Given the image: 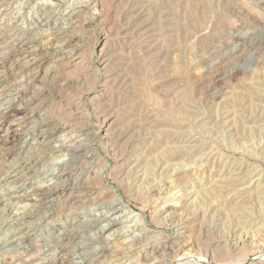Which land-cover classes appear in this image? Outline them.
Segmentation results:
<instances>
[{
    "label": "rangeland",
    "instance_id": "1",
    "mask_svg": "<svg viewBox=\"0 0 264 264\" xmlns=\"http://www.w3.org/2000/svg\"><path fill=\"white\" fill-rule=\"evenodd\" d=\"M53 1L57 4L52 11L54 19L58 18L59 22L75 20L76 24L66 33L76 36L80 52L78 60L88 63L86 70L79 71L74 58L71 60L62 55L51 58L52 61L49 59L45 65L50 64L56 78L54 80L64 81L66 87L72 85L71 95H78L86 102L90 97L88 87L90 90L101 88L102 73L105 72L102 53L111 56L112 63L107 71L112 72V77L117 74L108 83L110 94L114 96L110 95V105H101L99 110L82 106L80 113L71 121L74 128L82 133V139H92L88 147H96L108 164L113 163L106 146L109 135H103L107 126L98 130L103 124V117L99 114L103 109L104 114L113 115L112 122H107V125L111 123V135L127 133L148 139L140 141L132 161L141 158L143 163L145 157L158 159L164 156L163 152L172 148L173 153L176 152L172 153V157L178 156L175 158L177 160H172V166L192 167L184 182L174 176V167L172 176L167 172L150 170L145 179H138V183V180L126 178L125 174L115 176L111 169H108L110 171L105 179L89 180L94 184L92 187L101 191L102 187H113L114 194L127 204V210L121 214L122 221L111 230L116 235L110 236L107 259L99 264H152L154 255L151 250H146L149 246L147 241L141 239L139 244L134 241L141 237L143 228L147 229L148 236L155 235L151 242L164 250V254L158 252L153 257H157L156 263L163 260L165 263L166 258L171 260L183 255L189 256L190 263L207 256L208 264H264V217L261 222L253 224L243 218L245 212L258 215L264 211V0H135V7L130 9L128 0H98L99 14L80 0H75L73 5L66 4L65 0ZM9 2L0 0V6L7 8L13 3L17 9L22 4H33L31 0ZM11 9L5 11L8 15L2 24L11 21L14 8ZM2 24L0 29L4 30ZM48 31L44 28L37 33L48 39L51 37ZM24 34L28 37V33ZM147 37L156 43L155 51L150 53ZM0 47V56L11 50V45H4L5 50L3 46ZM15 55L14 52L12 58L15 57L16 61L20 55ZM1 76L6 77L4 72ZM40 79L36 81L37 86H43L46 82V78ZM68 92L64 90L61 94L66 97ZM54 104L49 99L45 106L48 113L52 112L49 116L57 118L59 107ZM161 140H164L163 143ZM182 153L189 154V157ZM63 154L53 153L50 160L63 157ZM103 164V161L97 162L96 167ZM27 172L33 173L35 170ZM232 176L247 180L245 185L252 184L250 194L236 191L242 188L240 182L234 190L227 181ZM218 185L222 189H217ZM191 186L199 196L190 198L186 187ZM4 188L0 186V190ZM201 194L206 196L204 200ZM54 204H51L53 219L44 223L30 238L31 256H54L55 250L47 249L52 243L51 239L60 232L57 229L49 230L54 224L60 225L58 228L68 229L62 241L68 243L70 248L75 243H84L87 238L84 231L73 235L78 229L69 217L61 215L59 204ZM91 204L92 201H88L86 209L92 207ZM2 205L0 209L7 206ZM169 205L175 209L176 215L180 212L181 217H177L182 225L178 229L163 225V219L159 217L158 211ZM104 207H113L112 201H108ZM243 208L245 211L241 213ZM141 224L142 229L138 226ZM233 234L242 237L239 245L226 242ZM1 251L0 246V254H3L0 257L5 258L6 262L18 255ZM78 251L75 253L81 256L85 254L83 249ZM19 255L21 257L22 252Z\"/></svg>",
    "mask_w": 264,
    "mask_h": 264
},
{
    "label": "bare ground",
    "instance_id": "2",
    "mask_svg": "<svg viewBox=\"0 0 264 264\" xmlns=\"http://www.w3.org/2000/svg\"><path fill=\"white\" fill-rule=\"evenodd\" d=\"M31 1L33 4L27 6L22 4L17 7V9H15V4L13 6V3L7 8L0 6V17H2L0 19V25L5 19V16L8 15L5 11L14 8V14L12 15L11 21L2 24L3 27H1L3 29L8 28L9 30L6 29L7 31H4L5 29H0V46H3V49L5 50L4 45H11V50L8 53L5 51L6 53H3V55L1 54L0 56V85H3L0 91V148H2L0 150V155L2 156L0 159V186L5 187L3 190H0V205H2V203L7 205L3 209H0V246L2 250L1 252H13L14 255L18 253V255L13 256V259L10 262H6L5 258L0 257V264H99L103 262L108 255L107 252L110 251V236L116 235L114 230H111L122 221L123 217H121V214L127 210V204L125 205L120 196L117 197L114 194L115 190H112L113 187L109 188L108 186H105L103 188L101 185V191L100 188L92 187L94 184L89 180L105 179L107 172L110 171L108 169H111V173L115 176L117 175L120 177L125 174L126 178H132L133 181L140 178L145 179L149 175L150 170H156V172L159 173L167 172V175L172 176V168L174 167V176H177L184 182L187 179L184 177L188 175L190 171L192 172V167L183 165L181 167L172 166V160L178 157L177 155L172 157V148L163 152L164 156H161L158 159L145 157V162L142 163L139 155H136L140 159L137 158L132 161V157H134V154L136 153L135 150L137 149L138 144L140 141L142 142L146 140V138L141 139L142 137H135V134L130 136L127 135V133L111 135V123L107 125V122L112 120L113 115L104 114L105 112L101 111L103 109L99 111V114L103 117V124L99 126L98 130L101 131L104 125L107 126V128H104L105 132L103 135H109L106 146L111 152L113 163L108 164L107 160L101 156L96 147H93L92 149L89 148L90 146L88 147V144L92 139H82V133H79V130L74 128L71 121L78 113H80L79 111L82 109V106H91L93 108L95 107L96 110H99L101 105L109 102L111 98L110 95L112 94H110L111 92L108 89V83L111 79L114 77L116 78L117 76V74L114 73L116 76L112 77V72L110 73L107 71V67L112 63L111 56L108 57L102 53L105 72L102 73V79L100 78L102 82L100 81L101 88L99 90H90L86 85V87H88V92H90V97L86 102H83L82 98L78 95H71L72 85L68 84L66 87L64 81L59 82L54 80V71L50 67V64H45L49 59L51 60V58L62 55V57L71 60L74 58L79 71L80 69L86 70L88 63L86 64L85 60H78L80 52L77 47L76 36L68 35L66 33L67 29L72 28L76 22L75 20L59 22L58 18L54 19L52 11L57 4L53 0ZM80 1H83V3L87 4L89 7H93L96 10L95 13L99 14L97 11L100 7L98 0ZM134 1L135 0L127 1L129 9L135 7H133ZM65 3L73 5L75 0H65ZM136 27L137 26H135V28ZM44 28H47V31L49 30V35H51V37H47L48 39L44 38V36L40 37V33H37V31L40 29L43 30ZM146 28L148 27H145V29ZM24 33H28V35L26 34L28 37H26ZM150 33L151 32H149V34ZM146 42L148 44V52L150 53L154 50L153 48L156 46V43H152L153 40H148V37ZM104 46L102 45V52L104 51ZM14 52L16 53L15 56L20 55L17 56L16 61L14 59L15 57L12 58ZM115 63L113 64L115 65ZM3 72L6 75V77L4 76L5 78L1 76ZM31 73L34 74L30 75ZM40 78H46L44 80L46 81L45 84H42L43 86H37L36 84V81L39 82L38 79ZM47 78L49 80H47ZM9 80L11 82H9ZM14 80L16 81L14 82ZM118 82L122 81L119 80ZM64 90L67 92L70 91L67 93L66 97L61 94ZM49 99L52 101V104L55 103L54 105L59 107L57 110V118L49 116V113L52 112L50 111L48 113V110L46 109L45 103ZM106 106L107 105H105V107ZM53 110L55 109L53 108ZM153 136H155V133ZM3 138L5 139L3 140ZM26 146L27 149H25ZM57 152H63L64 156L53 158L54 160L51 158L52 160H50V155ZM141 152L143 153V151ZM186 156L189 157V154ZM181 157L182 156L179 158ZM100 161H103L104 164L97 168L96 163ZM132 162L134 163L129 165V163ZM126 168L128 169L127 171L124 170ZM33 169L35 172H27ZM21 170L23 172H21ZM34 173H36V175H34ZM248 176L251 175L248 174ZM228 179V184L232 186L234 190H236V186L239 182L242 184V188L236 190L241 192L239 194H247L249 192V187L252 185L250 183V185H245L248 181L244 179L242 180L239 176H232ZM249 180L251 179L249 178ZM138 182L139 180L137 183ZM252 182H254V180H252ZM217 189H222V186L218 185ZM186 190H189L188 194L190 195V198L199 196L192 186L186 187ZM200 197L203 199L204 195ZM196 198L197 197H195V199ZM88 201H92L93 206L86 209L88 207ZM108 201H112L113 207H104ZM55 202L59 204V206H56H58L61 215L65 214L69 217L70 222L78 229L77 232H74L73 230L74 233L71 230L73 235H79L84 231L87 238L84 239V243H75L70 248L68 243H63L62 241L64 238L63 236L68 233V229H64L63 227L58 228L60 225L54 224L49 230L57 229L60 232L55 238L51 239L52 243L47 247V249L52 248L55 250L54 256L50 257L49 255H46V258L35 257L34 255L31 256L29 255L30 238L37 233L44 223L50 222V220L53 219L54 213L51 209V204L53 203V205H55ZM241 209L242 208L237 211ZM66 210H69L70 213H65ZM174 210L175 209H172L169 205L163 206L158 212L159 217L163 219V225L178 229L182 225L181 219H178L177 217V215H180L178 214L180 212H177L176 215ZM244 211L245 208H243L241 213H244ZM261 213L253 215L250 211L245 212L243 218L246 219V222L251 224L258 223L261 222L264 217V211L262 214ZM144 220L143 217V221ZM138 226H141V229L143 227L142 224ZM146 232L147 229L143 228L141 231V237H138L139 239H134L136 244H139L141 239H143L147 241V244L149 245L146 248L147 251L151 250L150 252L154 256L158 252L159 254L160 252L164 254V250L160 245L158 246L154 242H151L155 235L148 236ZM80 237L82 238L83 235ZM227 241H230L232 245H239L242 242V237L240 234H233L226 239V242ZM79 249L85 251V254L84 252L81 253L84 254L83 256L78 254ZM75 251L78 252L75 253ZM20 252H22L21 257L19 255ZM0 255L3 256V254ZM154 256H152V264H205L203 262H209V259L206 258L207 256L205 258L201 256V259H197L198 262L190 263L191 259H188L189 256L182 255L178 258L174 256L175 259L172 258L174 260L166 258L167 260L165 263L164 260L162 263H156L155 260L157 257L153 258ZM108 257L110 258L112 256Z\"/></svg>",
    "mask_w": 264,
    "mask_h": 264
}]
</instances>
